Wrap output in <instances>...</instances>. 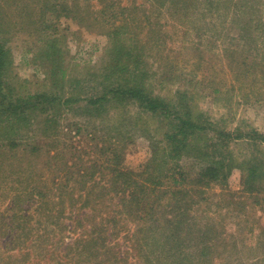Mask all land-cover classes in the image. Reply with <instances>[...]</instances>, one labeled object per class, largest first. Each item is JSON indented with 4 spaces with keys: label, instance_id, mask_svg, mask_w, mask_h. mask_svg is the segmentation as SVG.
<instances>
[{
    "label": "trees",
    "instance_id": "16d2710c",
    "mask_svg": "<svg viewBox=\"0 0 264 264\" xmlns=\"http://www.w3.org/2000/svg\"><path fill=\"white\" fill-rule=\"evenodd\" d=\"M153 1L161 7L173 4L177 8L182 3L183 6L175 9V12L186 15H193L202 6L196 0ZM239 1L230 26L219 28V31H227V28L229 32L232 29L239 30L241 35L234 41L247 40L250 46L248 52L251 50V54L258 57L261 55L260 50L263 52L264 49V20L257 17L260 3L258 0ZM37 2L39 5L33 8ZM68 2L0 0V170L9 163L10 153L13 154L20 147H23V152H28L31 144H25L22 139L28 138V131H35L31 128L37 122L36 129L40 128L39 131L44 135L42 142L35 143L31 150L37 162L40 160L37 154L42 155V165L54 170L55 176L63 175V180L72 174V168L78 166L73 159L75 147L63 146L58 135L61 112L68 107H75L86 119L93 120L96 127L92 133L85 135L93 142L92 153L83 149L88 162L85 165L79 162L84 170H78L79 176L82 173L85 178L97 172L101 175L83 192L84 186L83 189H77L74 196L63 193L67 197L63 200L67 207H76L79 203L82 204L81 209L89 208L90 214L97 212L96 206L105 211L112 210L116 216L112 219L103 218L109 223V229L112 225H126L132 221V225L137 228L136 234H141L145 242L148 239L155 245L161 242L160 245L166 251L165 256L173 257L176 263L180 258L191 264L190 259L193 257L183 250L186 247L192 249L193 238L198 236L200 242L197 245L202 251L199 261H203L201 257H206L218 243L210 235L209 230L213 231V228L199 223L202 203L208 202L206 191L212 185L222 186L235 170L240 171L245 190L249 193L261 190L264 160L253 152L240 160L233 146L239 141L250 144L252 148L263 145L264 132L250 127L230 130L208 117L196 100L201 95L199 87L203 86L205 80H187L188 74L177 73L173 68L159 67L158 74L148 69L146 51L150 41L142 43L138 34L131 30L125 8L118 11L122 14L121 22H114L116 11L110 9L115 6L113 0H100L104 9L99 16L94 15L90 6L82 13L76 4L70 6ZM212 7L217 13L212 2H205L203 15L211 12ZM58 8L66 13L67 18L72 17L77 24L107 38L109 60L103 66L88 69L83 77L70 76L65 52L59 46L58 25L52 22L60 18ZM221 16L226 18V12H222ZM137 29H141L138 24ZM16 31L37 34L32 63L45 73L44 85L38 91H27L24 87L26 81H15V61L10 43L14 35L12 33ZM203 32L196 30L192 46H200ZM160 34L153 44L159 49L167 44L163 34ZM248 57L235 62L236 55H227L239 70H260L264 65V55L250 63ZM202 60V57L198 58V65L203 64ZM176 79H183L184 82L171 90L170 95L157 92L154 88V82L163 88L164 84L172 85ZM213 93L221 92L215 88ZM129 107L145 116L144 125L149 121L157 123L153 133L147 130L154 134L146 137L150 157L138 166V170L123 166L126 150L134 141V136H129L131 132L120 130L121 127H127L128 124H124L126 120L119 118L106 121L104 118L112 109ZM79 126L76 125V130L80 134L82 129ZM183 161L198 164V173L190 176ZM118 216H121L120 219H117ZM7 223L6 220L4 225ZM91 231L96 232L93 227ZM152 233L155 235L150 237ZM203 236L207 237L208 244ZM197 264L202 263L197 260Z\"/></svg>",
    "mask_w": 264,
    "mask_h": 264
},
{
    "label": "rangeland",
    "instance_id": "374dc122",
    "mask_svg": "<svg viewBox=\"0 0 264 264\" xmlns=\"http://www.w3.org/2000/svg\"><path fill=\"white\" fill-rule=\"evenodd\" d=\"M68 1H74L68 4H76L82 13L89 6L94 15L103 13L100 0ZM258 1L257 17L264 20V0ZM113 2L115 6L110 9L116 11L114 22H121L122 14L118 11L125 8L131 30L138 34L142 43L150 41L146 51L148 69L158 74L159 67L173 68L177 73L188 74L187 80H205L203 86L199 87L201 95L196 100L208 117L230 130L250 127L264 132V65L260 70H239L233 66L231 58H227V55H236L234 59L237 62L249 56L250 63L259 60L264 55V49L263 52L260 50V56L255 57L251 50L248 52L250 46L247 40L234 41L241 35L239 30L232 29L229 32L227 28V31H219V28L230 26L239 0H196L202 6L193 15L175 12V9L183 6L182 3L176 8L173 4L158 6L153 0ZM205 2H212L218 12L214 13L212 7L211 12L203 15ZM35 4L33 8L39 5L38 2ZM58 10L60 18L52 22L58 25L59 46L65 52L70 76L83 77L88 69L103 66L109 60L107 38L89 31L72 17L67 18L60 8ZM224 11L226 18L221 16ZM137 24L141 29H137ZM197 29L204 31L198 47L191 45ZM159 32L167 42L161 49L153 45L157 42ZM12 35L10 47L15 61V81H26L24 87L27 91H38L44 85L45 73L32 63L37 34L16 31ZM199 57L203 58V64L198 65ZM183 82V79H176L174 85L164 84L163 88L154 82V88L157 92L170 95V91ZM215 88L221 93H213ZM74 108L68 107L61 112L58 135L63 146L75 147L73 159L78 166L72 168V174L63 180V175L55 176L54 170L42 165V155L37 154L40 158L37 162L31 150L35 143L42 142L44 136L40 128L36 129L37 122L31 128L35 131H28V138L22 139L25 144H31L28 152H23V147H20L13 154L10 153L9 163L0 170V264H187L183 259L179 258L176 263L173 257H166L161 242L159 245L150 239L145 242L141 234L135 233L137 228L132 225V221L126 222V225H112L109 229V223L103 218L112 219L116 216L112 210L105 211L96 206L97 212L90 214L89 208L81 209L82 204L79 203L76 207H67L63 201L67 197L63 193L74 196L76 190L84 186L83 192L101 175L97 172L94 176L83 178L82 173L79 176L78 170L84 172L79 162L83 165L88 162L83 149L92 153L93 142L85 135L92 133L96 127L93 120L86 119ZM104 118L106 121L119 118L126 120L124 124H128L127 127H121L120 130L131 132L129 136H134V141L126 150L123 166L140 169L138 166L150 157L146 137L154 135L152 133L157 123L149 121L144 125L145 116L130 107L112 109ZM77 124L82 129L80 134L76 130ZM240 142L233 146L237 158L241 160L253 152L264 160V144L252 148L250 144ZM189 163L182 162L187 172L191 173L190 176H195L199 171L198 164ZM260 183L261 190L249 193L242 184L240 171L235 170L222 186L212 185L207 189L205 198L208 202L202 203L199 223L213 228L209 232L218 243L206 257H201L203 261H199L202 251L197 244L200 241L198 236L192 237L193 248L186 247L183 250L193 257L190 259L191 264H197V260L202 264H264V181ZM6 220L8 223L4 225ZM92 227L96 232L92 233ZM203 238L208 244L207 237Z\"/></svg>",
    "mask_w": 264,
    "mask_h": 264
}]
</instances>
